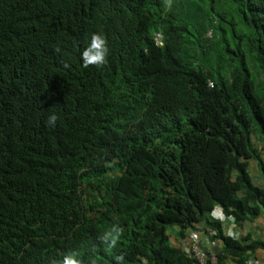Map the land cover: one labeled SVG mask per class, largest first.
<instances>
[{"label":"trees","instance_id":"obj_1","mask_svg":"<svg viewBox=\"0 0 264 264\" xmlns=\"http://www.w3.org/2000/svg\"><path fill=\"white\" fill-rule=\"evenodd\" d=\"M217 205L264 210V0H0V264H250Z\"/></svg>","mask_w":264,"mask_h":264},{"label":"crops","instance_id":"obj_2","mask_svg":"<svg viewBox=\"0 0 264 264\" xmlns=\"http://www.w3.org/2000/svg\"><path fill=\"white\" fill-rule=\"evenodd\" d=\"M249 170L252 171V174L254 178L256 179V182H255L254 178H252L253 181L257 184H262L263 182L261 179V175L258 172L256 163L252 160H250L248 163V171ZM214 210L220 211L219 216H215V215L214 216L222 220L223 230L226 233L231 234L233 237L250 235L252 239H260L264 241V210L263 209L260 211L259 215L252 218L251 220L245 221L242 225H237L233 221V218L226 217L224 214H222L221 207L219 205L215 207ZM183 237L187 238V236H183ZM183 237L180 235H177L176 233H173L171 234L170 239L175 245H179L181 247V241L182 239H184ZM201 237L203 238V240L205 239V235L204 233H202V231H201ZM202 242L204 243V241ZM217 247H219V243H216V246L213 247L212 249L217 248ZM255 257L256 258L254 259H256L257 264H264V249H260V248L257 249L255 251ZM225 264H235V263L230 258H228Z\"/></svg>","mask_w":264,"mask_h":264},{"label":"built area","instance_id":"obj_3","mask_svg":"<svg viewBox=\"0 0 264 264\" xmlns=\"http://www.w3.org/2000/svg\"><path fill=\"white\" fill-rule=\"evenodd\" d=\"M155 39L160 42V33H156ZM210 83V82H209ZM211 84V83H210ZM210 233H214L211 230ZM201 230L193 229L188 231V236L181 241V247L185 253L194 259L193 264H218L217 256L213 251V247L216 246V241H206L201 242ZM203 239V238H202ZM250 264H257L256 259L250 258L248 260Z\"/></svg>","mask_w":264,"mask_h":264},{"label":"clouds","instance_id":"obj_4","mask_svg":"<svg viewBox=\"0 0 264 264\" xmlns=\"http://www.w3.org/2000/svg\"><path fill=\"white\" fill-rule=\"evenodd\" d=\"M160 42L161 43H159L155 39V43L157 45H162L163 40L161 38V35H160ZM107 52H108V48H107L105 38L103 37V35L100 33H97V32H92L88 38V43H87L86 47H84L80 53L81 61L85 67L88 66L89 64H92V65L103 64L105 61ZM56 119H57V117H56L55 113H50L47 116V122L49 124L54 123L56 121ZM210 215L213 218H217L214 215H212L211 213H210ZM226 217L232 218V216H226ZM114 231L119 232V229L116 228V229H114ZM187 236H188V234H187ZM183 238L185 239L186 237H183ZM117 259H119V258H117ZM63 264H77V261L73 260L71 256H67L64 258Z\"/></svg>","mask_w":264,"mask_h":264},{"label":"rangeland","instance_id":"obj_5","mask_svg":"<svg viewBox=\"0 0 264 264\" xmlns=\"http://www.w3.org/2000/svg\"><path fill=\"white\" fill-rule=\"evenodd\" d=\"M190 1H196V2H198V4L202 7V10L204 9V11H206L208 0H187V2H190ZM232 16H234V14H232ZM229 18H230V16H229ZM225 27L227 29L229 28V31H230V26L227 23H225ZM249 173L252 176V178H254L251 170H249ZM254 181L256 182V179L255 178H254ZM211 214L212 215H215V216H219L220 215V211L219 210H213L211 212ZM167 230H168V233L169 234H173V233H176L177 232L176 226H170V227H168Z\"/></svg>","mask_w":264,"mask_h":264}]
</instances>
